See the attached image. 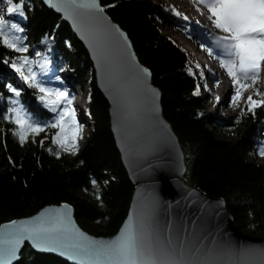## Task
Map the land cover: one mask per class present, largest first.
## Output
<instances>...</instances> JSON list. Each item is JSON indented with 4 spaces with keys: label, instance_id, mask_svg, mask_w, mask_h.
I'll list each match as a JSON object with an SVG mask.
<instances>
[{
    "label": "trees",
    "instance_id": "trees-1",
    "mask_svg": "<svg viewBox=\"0 0 264 264\" xmlns=\"http://www.w3.org/2000/svg\"><path fill=\"white\" fill-rule=\"evenodd\" d=\"M98 1L126 33L135 56L150 73L151 84L160 92L163 116L184 155L185 177L211 196L222 197L242 232L263 236L264 157L257 161L254 156L261 146L255 139L260 135L257 128L264 125V107L257 108L255 116L249 113L241 117L239 123L240 113L227 119L211 116L202 107L204 98L193 95L198 83L189 74L187 52L151 18L154 15L160 22L172 24L169 11L155 8L145 0ZM24 13L22 26L28 40L37 43L49 36L53 56L65 61L80 84L85 83L84 67L90 70L88 115L92 131L76 156L61 153L57 159L47 151L49 147L57 150L51 143L55 129L40 133L35 144L30 137L21 146L12 135L15 125L0 119V224L32 215L46 205L68 203L83 230L95 236L113 235L127 214L133 185L115 145L108 102L96 85L88 52L68 22L43 0H27ZM18 56L0 45V117L12 106L11 99H19L35 119L52 121L55 113L39 103L37 93L11 67ZM8 85L20 92L18 98ZM217 128L234 131V139L219 138ZM46 135L48 139L41 148L39 141ZM93 178L99 185L103 205L95 198ZM13 264L72 263L55 254L38 253L25 244Z\"/></svg>",
    "mask_w": 264,
    "mask_h": 264
},
{
    "label": "snow or ice",
    "instance_id": "snow-or-ice-1",
    "mask_svg": "<svg viewBox=\"0 0 264 264\" xmlns=\"http://www.w3.org/2000/svg\"><path fill=\"white\" fill-rule=\"evenodd\" d=\"M4 2L8 5L6 8L8 14L15 13L25 17L24 5L27 0ZM45 2L57 11L64 12L69 19L72 18L70 9H84L98 14L101 19H106L103 16L104 8L100 6L98 0H45ZM196 4L207 8L208 19L212 25L224 33L222 36H215L216 44L221 49L216 58L235 89L234 95L231 96L233 107L239 104L248 89H252L253 94L259 97L253 99V95L247 96L245 109H241L237 123L241 117L249 113L255 116L256 109L264 107V91L256 87L264 67V0H196ZM171 10L176 16L183 15L175 7ZM183 19L187 20L188 17L183 16ZM115 30L127 42L126 35L118 28ZM22 31L18 24L9 23L5 16L0 14V45L22 54L12 62L11 67L20 74L25 83L38 89L42 94L39 99L55 113V116L50 122L35 119L25 110L19 99H11L12 106L0 119L15 125L12 135L18 139L21 146L28 142L30 137L31 142L35 144L36 137L51 128L56 130L51 135V143L57 146V150L54 152L49 147L47 149L49 154L57 159L61 153L76 156L79 152L78 141L83 139V125L77 120V112L73 106L74 97H70L67 91L59 88H46L43 82L38 80L37 73L31 67L35 61L28 55H23L28 52V48L24 46L22 37L10 35L12 32ZM206 50L209 55L213 54V49ZM35 55L39 57L41 53L36 52ZM4 62L8 63L7 60ZM140 71L144 75H150L147 69L141 68ZM188 71L190 75L193 74L191 68ZM7 87L15 97L20 96L16 88L11 85ZM199 92L200 86L197 85L193 95H199ZM215 99L219 102L220 97L217 96ZM46 139L47 135L45 139L39 141L41 148L44 147ZM257 154L264 157V142L258 148ZM9 162H12L11 157ZM91 184L96 189L95 198L103 205L97 180L93 178ZM61 208L62 212L55 209L56 215L48 216L47 219L42 213L39 218L19 222L14 220L8 226L0 225V228L9 229L0 233V264H12L13 260L18 259L19 249L25 240L30 241L39 251L57 252L70 260L78 261L79 264H217L211 254H200L182 245H174L171 240H161L156 236L149 220L135 211H130L116 236L110 239H94L76 228L71 219L69 205H61ZM259 256L258 262L251 260L247 264H264V252Z\"/></svg>",
    "mask_w": 264,
    "mask_h": 264
},
{
    "label": "water",
    "instance_id": "water-1",
    "mask_svg": "<svg viewBox=\"0 0 264 264\" xmlns=\"http://www.w3.org/2000/svg\"><path fill=\"white\" fill-rule=\"evenodd\" d=\"M43 2L68 22L88 52L96 85L108 102L109 127L133 191L127 214L113 235L95 236L83 230L68 203L46 205L15 221L39 218L42 213L47 219L56 215L55 209L62 212L61 205L67 204L76 228L94 239H110L119 232L130 211H135L149 220L161 240H171L174 245L200 254H211L217 264L258 262L259 254L264 252V235L242 232L222 197L211 196L185 177L184 155L174 130L163 116L160 92L151 84L150 75L140 71L146 68L135 56L126 33L105 11L106 19H101L84 9H70L69 19L64 12ZM117 28L126 35L127 42ZM8 230L0 228V233ZM25 244L38 253L55 254L79 264L57 252L39 251L28 240L21 245L18 257Z\"/></svg>",
    "mask_w": 264,
    "mask_h": 264
},
{
    "label": "rangeland",
    "instance_id": "rangeland-1",
    "mask_svg": "<svg viewBox=\"0 0 264 264\" xmlns=\"http://www.w3.org/2000/svg\"><path fill=\"white\" fill-rule=\"evenodd\" d=\"M145 1L149 2L155 8H162L164 10L169 11V13L172 15V22L174 23V25L178 23L177 25L179 26L176 25L175 27L173 24L160 22L159 19L154 15L151 16V18L155 21V23L158 25L160 30L165 35L169 36L178 46H180L183 50L187 52L189 56V62L187 68L192 69V73L194 77L197 79V83L200 86L199 95L201 98H204L202 101V107L207 113L217 118L227 119L229 117H232L233 115H236L237 113H240L241 109H245V101L247 99V96L253 95V99H258V97L253 94L252 89H248L244 93V97L237 106L228 109L224 105V107L220 108L219 105H217V101L215 99V97H217L218 95L215 94L216 91L212 88L213 85L210 84L211 82H209L208 79L203 80L205 70L202 69L201 71H199V68L197 67V65L200 66L201 62L206 60L205 53L207 51L206 50L207 48L205 43L200 38L197 40L196 38H193L191 35L188 36L189 32L197 31L195 28H193L192 26L193 24L190 23L191 20L189 19L188 23H186L187 24L186 26L180 27L179 20L177 21V19H180L181 22L184 21L183 16H185V13L183 12V9L180 8L179 4H175V2L173 3V0L172 2L171 0H145ZM7 7H8L7 3L4 2V0H0V10H2L0 11V14H3L5 16V19L8 20L9 23H16L20 28L23 29L22 32L19 33L12 32L10 33V35L22 37L23 44L28 48V53H29V54L25 53L23 55H28L31 60L35 61L31 65V67L32 70L38 74L37 75L38 80L42 81L43 86L46 88L48 87L49 84H53L55 88H59L60 90L67 91L70 97H74L73 106L75 107L77 112V120L80 124L83 125V134H82L83 139L78 141L79 151H80L87 142V139L92 131V125L90 122V117L88 115L89 94H90L89 81L91 77L90 70L87 69V67H84L85 83L80 84L79 81L75 79L73 71L69 69L65 61L62 58L57 59L56 57L53 56L52 39L49 36H45L37 43L28 40L26 36L27 35L26 30L22 26V21L24 20V17H21L15 13L8 14L6 12ZM173 7H175V9L180 13H182L183 15L176 16L171 10ZM190 14L191 15L193 14L192 16L195 18V20L201 22L202 19H199V17H195L196 15L194 16L193 12ZM201 23L202 25L205 24L206 26L204 25V27H206L207 29L211 30L210 27H212L213 29V26L211 24L209 23L206 24V22H204L203 20ZM201 34H203V32ZM36 52H40L41 56L37 57L35 55ZM19 54L22 55L21 53ZM16 73L21 78L20 74L18 72ZM63 73H65V75ZM25 74H27V72ZM216 75L217 77H219L220 82L224 81L225 79L224 75L220 74L218 71H216ZM57 77L59 79H57ZM247 83H251V81H247ZM26 84L28 87H30V89L34 90L37 93L39 103L42 106L46 107L44 103L39 99V96L42 94L39 93L38 89L30 86L28 83ZM256 87L260 88L261 91L264 90V73L263 75L260 74V79ZM46 108L50 110L48 107ZM257 129H259L260 135L256 136L255 141L261 144L262 142H264V139L262 137V135L264 134V125H262ZM215 131H216V135L221 139L232 140L235 137V132L232 130L217 128ZM254 158L257 161H263V159L259 155H255Z\"/></svg>",
    "mask_w": 264,
    "mask_h": 264
},
{
    "label": "bare ground",
    "instance_id": "bare-ground-1",
    "mask_svg": "<svg viewBox=\"0 0 264 264\" xmlns=\"http://www.w3.org/2000/svg\"><path fill=\"white\" fill-rule=\"evenodd\" d=\"M171 2H172V0H171ZM174 2H175V4H179L180 8L183 9V12L185 13V16L188 17L187 20L183 19L184 21H182V22L180 19H177V21L179 20L180 27L186 26L187 25L186 23H188V21L190 19L191 20L190 23L193 24L192 25L193 28H195L197 31L196 32L191 31V32H189V35L188 34L187 35L188 36L191 35L193 38H196L197 40L200 38L205 43L207 49H209V48L213 49L212 55H209V52L206 51V53H205L206 60L201 62L200 67H199V71H201L202 69L205 70L203 80L208 79L209 82H211L210 84L213 85L212 88L216 91L215 94L220 97V100H219V102H217V105H219L220 108L224 107V105L228 109L233 107L232 101H231V96L234 95L235 89L232 87L230 78L227 76L225 70L220 67L219 60L216 58L220 54L221 49L216 44L215 36H222V35H224V33H222L220 30L216 29L212 25L211 21L208 19L209 13L207 11V8L204 7L203 5L196 4V0H173V3ZM197 8H199V11H197ZM192 12L194 13V16L196 15L195 17H199V19H202L204 22H206V24L207 23L211 24L213 26V29H212V27H210L211 30L204 27L205 24L202 25V23H201L202 20H201V22L199 21V23H197V20H195V18L192 16L193 14L192 15L190 14ZM201 13H203V14H201ZM172 24L174 25V23H172ZM177 24L178 23H176V25ZM176 25H174V26L176 27ZM177 26H179V25H177ZM178 29H180V28H178ZM202 32H203V34H201ZM187 35H185V36H187ZM216 71H218L220 74L224 75L225 79L223 82H220L219 77H217V75H216ZM263 73H264V67H262L260 74L263 75ZM217 82H219V83H217ZM47 88H55V86L53 84H49Z\"/></svg>",
    "mask_w": 264,
    "mask_h": 264
}]
</instances>
